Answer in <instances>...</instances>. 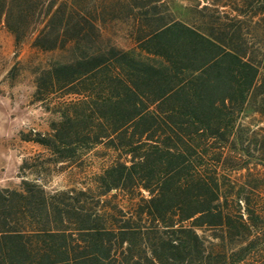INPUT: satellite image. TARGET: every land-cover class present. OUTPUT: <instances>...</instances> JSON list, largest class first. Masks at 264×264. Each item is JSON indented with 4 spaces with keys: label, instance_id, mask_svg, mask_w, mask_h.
I'll use <instances>...</instances> for the list:
<instances>
[{
    "label": "trees",
    "instance_id": "trees-1",
    "mask_svg": "<svg viewBox=\"0 0 264 264\" xmlns=\"http://www.w3.org/2000/svg\"><path fill=\"white\" fill-rule=\"evenodd\" d=\"M186 1L0 0L51 115L0 187V264H264V0Z\"/></svg>",
    "mask_w": 264,
    "mask_h": 264
},
{
    "label": "rangeland",
    "instance_id": "rangeland-1",
    "mask_svg": "<svg viewBox=\"0 0 264 264\" xmlns=\"http://www.w3.org/2000/svg\"><path fill=\"white\" fill-rule=\"evenodd\" d=\"M38 59L39 56L26 44L15 48L11 36L0 29V187L16 186L20 180L19 166L22 161L30 160L43 152L40 146L22 139L23 135L33 131L46 132L51 118L40 103L32 101V68ZM14 66L15 69L10 74ZM254 122L258 123L259 128L264 127V121H256L254 117L244 121L253 127ZM100 150L95 149L93 156L90 154L88 160L91 165L88 168L82 172L60 174L54 180L53 186L66 185L69 179L76 181L77 186H80L83 178L106 167L111 161V156H99ZM254 174L264 175V169L258 166L254 168Z\"/></svg>",
    "mask_w": 264,
    "mask_h": 264
}]
</instances>
